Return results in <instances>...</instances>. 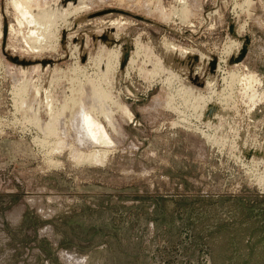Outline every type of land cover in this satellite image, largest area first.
Instances as JSON below:
<instances>
[{
	"label": "rangeland",
	"instance_id": "obj_1",
	"mask_svg": "<svg viewBox=\"0 0 264 264\" xmlns=\"http://www.w3.org/2000/svg\"><path fill=\"white\" fill-rule=\"evenodd\" d=\"M11 1L0 264H264V0H90L36 50ZM93 84L113 139L99 161L71 155L89 151L76 112Z\"/></svg>",
	"mask_w": 264,
	"mask_h": 264
},
{
	"label": "bare ground",
	"instance_id": "obj_2",
	"mask_svg": "<svg viewBox=\"0 0 264 264\" xmlns=\"http://www.w3.org/2000/svg\"><path fill=\"white\" fill-rule=\"evenodd\" d=\"M40 2H41L40 0H12L11 1L12 7L14 8L17 25L19 27H22V26L27 27V36L24 38V44L30 47L31 50H36L35 48L37 47L46 46L48 38L51 35H54L58 31V28H55V27H56V22L60 18H66L67 16L71 14L77 13L79 11H83L90 7V0H54V2L52 3L53 7L51 8H49L50 7L49 5L47 7H41L43 4L41 5ZM184 3H186L185 0H184ZM188 11L189 10H184L182 12L183 18H186L188 16L189 14ZM3 24L1 23V27H0V37L2 39L5 38L6 34H10V32L13 30V24L11 22H10V25L8 26L5 24L3 25ZM108 68L109 67L107 66L106 70H108ZM244 76L246 77V80L244 82L245 85L243 88L244 90L247 89V90L252 91V94H253L255 92L254 86L257 83L259 78L255 74H252V73L245 74ZM92 87H91L92 89L90 88L91 94L89 92L90 94V97L88 98L89 104L86 105V104H82L81 102L79 104L80 109L77 108L78 111L76 112L78 116V120L76 119L77 120L76 128H77V133L79 135L77 138H78V141L85 144L89 148L88 149L89 151L84 152V150L81 151L76 146H73V147L71 146L72 148L71 152L73 151L74 153V155L72 153L71 155L80 157V159L82 160L90 159L93 161H96V160L99 161V159L104 160L105 155L107 153L108 148H105L104 146L112 144L113 139L108 129L104 125V123H102L95 114V111H97L95 109H98L99 111L102 110L106 114V117L110 118V113L108 112V110L107 111L105 110L106 109L105 99L107 98V94L104 91H101V90L99 91V89L98 90L95 89L97 86L95 87L94 84L92 85ZM251 98L254 99V97H251ZM209 104H210L209 106H211L212 102ZM128 115L132 116L129 113ZM52 118L53 120L55 119L59 120V116H53ZM62 121L63 120L61 117V122ZM61 122L59 120V122L57 123H61ZM47 125L48 126L46 128L50 129L52 133H56L57 131H59V129L57 130L58 126L52 124V122ZM62 140L63 138L59 141V144L61 142L62 143L64 142ZM65 144L68 145L69 143H65ZM65 144L63 145L60 144V145L63 147L65 146ZM96 146H99V147L103 146V147H100L98 149L96 148ZM74 159L78 160L77 158H74ZM73 255L74 254L65 255V252H63V258H65V263L72 262V264H75L74 262L79 260V258Z\"/></svg>",
	"mask_w": 264,
	"mask_h": 264
},
{
	"label": "water",
	"instance_id": "obj_3",
	"mask_svg": "<svg viewBox=\"0 0 264 264\" xmlns=\"http://www.w3.org/2000/svg\"><path fill=\"white\" fill-rule=\"evenodd\" d=\"M109 11H118V10H116V9H111V10H109ZM246 52H247V44L245 43V44L243 45V47L240 49L238 55L230 57V61H231V62H240V61L244 58ZM195 58H196V57H195ZM126 59H127V55H125V61H126ZM215 65H216V59H213V60H212V63H211V70H212V71L214 70ZM210 108H215V106H214V105H211Z\"/></svg>",
	"mask_w": 264,
	"mask_h": 264
}]
</instances>
